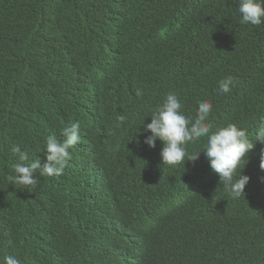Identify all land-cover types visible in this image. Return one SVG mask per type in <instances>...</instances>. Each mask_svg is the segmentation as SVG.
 I'll use <instances>...</instances> for the list:
<instances>
[{
  "label": "trees",
  "instance_id": "1",
  "mask_svg": "<svg viewBox=\"0 0 264 264\" xmlns=\"http://www.w3.org/2000/svg\"><path fill=\"white\" fill-rule=\"evenodd\" d=\"M237 9L238 0H0V262L264 264V144L248 153L245 195L231 199L204 153L162 164L163 142L149 147L142 130L175 92L194 118L200 101L211 102L213 129L236 123L255 135L264 24H241ZM227 76L239 83L218 94ZM76 121V164L59 178L99 203L77 206L84 220L71 222L68 191L52 203L57 180L37 170L39 184L27 189L9 177L14 146L43 164L46 137L63 140Z\"/></svg>",
  "mask_w": 264,
  "mask_h": 264
},
{
  "label": "clouds",
  "instance_id": "2",
  "mask_svg": "<svg viewBox=\"0 0 264 264\" xmlns=\"http://www.w3.org/2000/svg\"><path fill=\"white\" fill-rule=\"evenodd\" d=\"M237 11L241 16L239 21L241 24H264V0H238ZM238 83L236 77L227 76L218 82L217 93H230ZM143 95L144 90L138 88L136 96L142 98ZM212 110L211 102L200 101L194 118L186 112L178 95L175 92H169L163 102L151 114V122L142 129L146 133L150 132L149 135L145 136L144 143L155 148L158 139L163 142L160 156L161 163L165 165H176L187 160L195 162L200 154L204 153L211 169L219 174L220 184L224 186L227 196L231 199H239L245 195V187L251 179L249 175H244L242 172L249 162L248 153L256 147V142L264 144V117H261L258 130L252 136L255 137L253 140L249 136L248 129L236 123H228L213 129L209 121ZM125 120V116L119 117L120 124ZM80 127V122L76 121L70 126L62 128L63 140L58 139L55 135H48L44 149L46 160L43 164L40 159L30 161L27 150L22 151L19 145L14 146L12 152L17 155L18 162L14 167L15 175L9 177L13 184L27 189L35 188L39 184V180L34 177L37 170L41 177L57 180L55 191L57 194L51 200L54 203L59 195L68 191L72 203V208L69 209L71 222L84 220L82 212L77 206L93 207L99 203L95 197H91L92 189L79 192L71 183L73 179L65 182L59 178L65 172L68 162L72 165L76 164V160L70 161L72 158L70 149L81 141L80 134L82 131ZM204 137H206V143L203 150L194 154L188 153V144ZM186 157L187 159H185ZM259 166L261 170H264V149H261L260 152ZM83 167L81 165L76 168ZM79 176L92 177L86 173H76L74 178ZM120 225L121 223L118 221H113L109 227L115 229L114 231L117 229L123 231V225L119 227ZM117 233L114 232L113 234ZM125 243L126 241L119 240L116 246ZM92 246L95 248L93 243ZM0 264H20V261L12 255H5Z\"/></svg>",
  "mask_w": 264,
  "mask_h": 264
}]
</instances>
